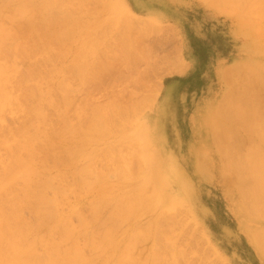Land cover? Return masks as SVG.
<instances>
[{
	"label": "rangeland",
	"instance_id": "1",
	"mask_svg": "<svg viewBox=\"0 0 264 264\" xmlns=\"http://www.w3.org/2000/svg\"><path fill=\"white\" fill-rule=\"evenodd\" d=\"M4 1H6V0H4ZM4 1H3V3H4ZM36 1H37V5L39 2H43V3L46 2L47 3L48 6L46 9H44L45 12H47V14H49L51 16H56V13H57V16H58V14H60L61 16L59 15V18L61 19V21H60L61 23L60 22L58 23V21H54V22L51 21V22H49V24H46L47 19L44 20L43 17L48 18L47 14H46V16H42V14H39V13L43 12L42 11L44 8L43 5H46L43 3L41 4L42 6L41 5L38 6L36 8V10L33 9L35 12L37 11L36 12L37 15L35 14V12L32 13L33 10L30 11L32 13V15L34 14V16H32V18L36 19L35 20L36 23H39V24H36L33 21V19L30 18L31 16H29L30 15L29 13L26 15H23V17H24V19H26V21L24 19L20 20L19 15H17V14H15L16 17L13 16L14 14L12 13L13 12L12 8H15L14 6L12 7L9 5L8 7H6V8H8L7 10H6V8L3 10V12H5V10H6V12L8 11V13H4L5 15H7V14H9V9H10V13H12L13 15L11 17L8 15L9 19L12 20L13 19L12 17H15L14 21L13 20L12 21H6L8 19H6L7 17L5 18L6 19L5 20L6 27L8 29H11V31L16 30L15 31L16 37L13 36V39L16 38L14 40V41H16V43H14V41H12L11 42L12 47L14 45H17L18 41L20 43L22 41L26 43V44H24L22 42L24 44L23 46H24L25 50H27V48L29 47L27 50L29 53L26 52V54H22L25 52H22L20 49H19V51H21V53L19 51H17L18 48L20 47V46H18L20 44L19 43L17 46H14L12 49H10L11 51H9L8 55H6V56L2 55L0 58V60L2 62V63L0 62V64H4L5 62H7V63H5V65L7 67H9V70H10V71H8L9 74L7 73V77L5 78V81L3 82L4 83V86H3L4 93L7 94L8 96L6 99L3 98L4 101H2V99H0V105H1L0 106V113H1L0 114V125L2 124L0 126V136H2V137H0V138L2 139L3 142L4 141L7 142V137L11 138V136H13L12 139H19V137H16L17 136L16 133H13V132H15L13 130H16L17 128H19L17 130H20V126L22 128L24 123H25L24 125H28L27 124L28 122H29V124L31 123L30 122L31 118L28 117L29 111L28 110L26 111V108H25V107H27V105H28L27 103L29 101L22 100V99L30 98L28 100H30V102L32 103L34 98L31 101L32 96L27 98V95H24V94L25 93L28 94V92L30 94L29 90L31 88H35L34 86L35 85L37 86L38 84H40L41 81H43V83L41 82L43 85L41 84L39 86H41V87L43 86L44 87L43 89H46L47 91L50 90L49 92H51V93L52 92L56 93V91L60 88L58 86V82L59 83L61 82L60 86L61 85L62 86L60 89L62 90V87L64 86L62 79H64L65 81L67 80V82H69V83L65 82V83H67V84H65V87L67 85V87H66L67 91L69 89L71 92V94L69 93V96L67 95L68 96L67 98H70L72 96L70 98L71 101H69V99H67L65 96L64 97L67 99V103L68 102L74 103V104L69 103L70 106L66 105L67 107H70V108L65 109L67 112H63L65 110H62L61 113L62 114L67 113L68 116H65V114H63V116H65V117L60 116L61 115V113H60V115H59L60 120H59L58 115L54 116L55 111L59 110V112H60V108L64 107V106L62 104H59V106H61V107L57 106L58 104H56L57 107L55 105H53L56 108L59 107V109H57V110L53 107V110L55 109L54 113H53L52 108L49 106L50 103L48 104L47 103L48 101L46 100L47 101V102H45L46 107L44 105V109L46 108L45 110H47V104H48V106H49L48 110L49 111L48 110L47 111L49 113L51 112L50 114L53 115V116L49 117L50 119L53 118V120L49 119L50 123H48L49 121L47 123L50 124V126H48L46 129H49V127L51 128V122H53V121H54L53 123L55 125L54 124H52V125H54V126L57 125V127L64 128L63 123H65L66 121L71 122L70 119H72V121H73V119L78 114H82V115H78L79 121H82V120H80V116H83L84 111H85L84 115L87 116V118H90L89 114L91 115V113L97 112L99 110L98 108H100L102 105H104L105 108L107 105H108L107 107H109V105L111 107L112 100H114V98H116V99L119 98L118 96L120 94L117 95V92L120 93V90H118V89L123 88L122 90H124V88H125V90H127L128 87L130 86L128 83L129 86L127 85L126 86L127 88L124 87V85L126 84V83L124 84V82H126L125 77L128 76V74L125 73L126 71H125L124 65H122L123 62L119 59L120 56L118 57V59H116L117 56H116L115 51L120 49L119 45H118L119 49H116L117 48L116 43L121 41L120 38L121 39L122 38H131L132 40L136 39L137 41H139L141 43V48H142L141 51H143V49H144V51L146 50L145 51L146 53L148 51V53H147L148 64L143 65V69L145 71H146V69L149 71L147 74V77H146L147 81L145 80L147 82L148 86H147V88L144 86V90H143V88L141 90H136V91H139L138 95L136 97L137 98L136 101H139L138 97L143 98L142 100H144L146 98L145 101H148L147 97L148 96L151 97V95L154 96V97H152V99L153 98H155V99L153 101L152 106L148 107L147 109H144L143 110L144 113L143 112L139 113L140 117H136L138 114L135 115V117L137 119H133V121H131V123H130V120H132V118L130 119L128 117L127 119H130V120H128L129 125L127 123V124H124V126H123V124H122V126H120L122 122L120 121V124H119V122L115 120L119 124V126H117V124H116L113 126L116 128L111 127L114 131L108 130L109 133L107 131L106 132L107 134L102 133V134H100L101 136L96 133L97 135L95 134L93 137V139L95 137H96V139H94V141L92 139V141H93L92 143L90 141L91 139H89L88 141H85L86 146H87L86 142H88V145L90 143L93 145V146L91 144L89 145V146H92V148H91L92 150L90 149L89 146L86 147L84 142L79 144V146H81L82 144L85 146L84 148L82 147L83 152L81 155L83 157L87 156V157H90L91 159L93 158L94 160L92 159L93 160V164H92L91 159H89L90 160L89 161L88 159H84L81 155H80L81 156L80 157L79 155L76 154L75 155V157H76L75 161H74V163H72V164H74V168L79 169L78 167H81V166L83 167V165L85 164V160L86 161L88 160L89 162L86 164L90 165V167L93 166L92 168H90V170L94 169L96 167V170L95 169L94 170L96 173L98 172L99 174L97 173V176H96L95 172L93 171V174L90 175V176L93 175V177H89L87 175V177L94 180V182L90 180L91 184L88 182L90 186H87L88 183H82V182L79 183L80 182V180L78 179L79 176L77 178H75L76 180L74 179L75 180L74 181L73 180L74 176L72 177V175H70L67 178L72 177V179H69V180L64 179V180L58 181L59 184L62 183L61 184L62 186L63 185L66 186L70 180H71L70 183L72 182L71 184H68L69 186L67 185V187H69V188L63 186L62 190H64V191H62V192L59 191L62 186L60 185L61 187L59 189L58 188L59 186H57L59 184L58 183L56 184V181H54V186L56 184L55 188H56V190H58V191H56L57 193H54L55 191H51V190H48V192L46 191L47 193L46 192L42 193L43 195L46 193L47 195L45 194L46 196L45 195L44 196L46 198L50 197L49 200H51V201H53L55 198L58 199L59 204L57 203L58 201H54L53 206L55 205L54 206L55 208L52 205L50 206V209H51L52 214L54 216H52L51 211L49 210V215H47V217L45 219L41 218V220L40 219L37 220L36 218L38 216H36L37 213H35V211H34L35 209H33V210L30 209L32 206L31 200H30L31 205H30V203L26 204L24 202L26 200H29V199H26L27 197L25 198L24 202H22V204L24 203V205L20 206V208H19L20 212L17 214V216L19 217V220L23 221L24 224H25V222H26V224L29 223V225L32 224V221H33L32 225H34L35 222L38 224L39 223L42 224V225L41 224L37 225L35 223V226L37 228L35 226L34 227L32 226L34 229L32 227H30L31 226L30 225L29 229H31V231H29V232H30V234L32 233L30 236L31 237L37 236V235H34V233L38 234L37 232H39V234H40V230H41L43 232V233H41L42 234L41 237L45 236V234L48 237V235H50V231H51L50 228H49V232L47 230V228L50 227V226H48V224H50V223L52 224V220H50L48 218H52L53 223L55 224V222H56V225L58 226L57 221H59L60 219H63V222L65 223V221H64L65 218L68 220V218L66 216L70 217L71 215L72 216L70 218H72L71 221H73V223L71 221L69 222V224L72 223V224H70L71 226H74L75 228L78 227L77 229L82 228V225L80 226V224L78 222L81 220L80 216H82V218L85 216V218L87 217V220L90 222V224H88V225H90V226H88L89 229L90 228L93 229L94 227H96L95 226L96 222L94 221V219L92 217L91 210L89 208V206L91 205V202H94L95 200L97 201L96 197H98L100 195V193H101V197H102L103 194H106L105 192H108L107 191L108 189H109V192L107 194L111 195V196L109 195L111 197L110 199H113V196H116L118 193L119 194L117 196L121 197L120 193L125 195L124 190L126 188V193L129 195L139 193V196L140 195L142 196V194H144V195H146V198L152 199L154 197L155 199H158V200H159V198L166 197V199H169L168 201H170L173 204V207H169L170 209H165L162 211L159 204L156 207L155 205H157V204L153 203L151 205L152 208L151 207H144L143 208V206H142L139 209H136V210H138V212H139V210H141L140 211L141 213H139V215L136 216V214H134V213L138 214V212H134L133 214L135 217L130 216L131 219L130 218H129V220L127 219L128 221H125L126 224H122L123 226L121 225L123 228L121 226L116 227V229L119 228L114 232V233L117 232L116 234L113 233V235H115L114 237L116 239L114 240V238L112 237L114 241L111 240V242H113V243H111L112 245L110 244L111 246L107 245L106 250H110V249H112V247H115V246L123 247L122 245H120L121 243H124V245H125L126 234L124 235V232L126 233L125 230H128L130 228L129 226L133 227V225L134 226H140V225L144 226L146 224L148 225V224H150V220L151 221L153 220L154 214H159L161 212L166 211L165 213H163V214H165V218H168L169 216L167 217V215L170 213L169 215H170V217H172L173 221L171 220L170 217H169L170 220L169 219L164 220L163 224L167 225L170 222L169 225H170V227L171 226L172 227L169 228V225H168V227L166 225H164L165 228L162 230H163V234H165V235L163 237H166V233L174 234V235L167 236L168 238L172 237V239H170V240L174 239L173 241H170V243L173 242L172 244H174V247L173 248L171 247V250L176 248V247L179 249H177V248H176L177 250L174 249L175 252H172V254H174V255H170L169 250H168L169 252H165V254L162 253L161 260L163 259V262H164V259H166L170 262V264H187V263L188 264H264V251L261 248L260 244H258V241L255 238L256 234L259 235V234L264 232V216L254 214L251 211L250 206H248V205L246 206V204H248L247 203L248 198L246 200V195H244V189L242 190L241 186L243 184H245V186H246L247 182L246 181L244 182L243 179L242 180L239 179L240 180L239 181L238 179L235 178L236 176H234V178L230 177V175L233 176V174H234L233 172H231V170H229V168H232L231 165H233V164H228V162L229 163L233 162L231 158L235 154L233 152H232L233 153L232 154L230 151H229L230 154H228L227 153L228 151L225 150V152H222L219 149V146L220 147L223 146V149L225 148L226 143H224V142H226L228 140L226 138H229L233 132L235 134H238V133H236L235 130H238V132H240L239 134H241V132L244 131V130L241 131V128L238 127L233 121L231 122V120H230L231 116L230 115H228V114L225 115L226 112L227 113L230 112L229 111L230 109H228V111L223 113V110L228 105L230 106V103H231L230 101L233 98V95H231L232 98L230 97L231 99L229 98L230 99V101H229L227 99V95L230 93L234 94L235 92H237L236 88L238 89V88H240V85L243 86L247 81H251L252 78H251V80H249L251 75L255 76V77L259 76L258 80H257V84L255 87H257V86L259 88L262 87L261 80L262 79L264 80V76H263L264 75V17L258 16V18L256 19L254 16H253L254 17L253 18L251 15H247L248 13L244 14L242 12H234V11L232 12V10H230V8H229L230 11H228L226 9L227 8L226 6H220L221 7V9H220L217 5H216L217 6L216 7L214 5V3H213L214 6L211 5L212 3L210 4V2L212 0L211 1L210 0H53L54 2L52 0H51V2H50V0H39V1L36 0ZM1 2L2 1L0 0V4H3ZM32 2H34V1H32ZM48 2H50V3L53 2L52 6H49L51 4H49ZM15 4H16L15 6H17L18 3L15 2ZM12 5H14V4H12ZM0 6L2 7V5H0ZM41 7H42V10H40L41 12H38L39 10H37V9L38 8L41 9ZM224 10H227L228 12H226ZM14 11L17 12L16 8L14 9ZM50 11L54 12L55 14L53 13L54 14L53 15L52 13H49ZM66 11H68V12L66 13ZM35 16L36 17L38 16V17L36 18ZM41 16H42V19L44 20V22L42 21ZM57 18L58 17H56V19ZM128 19H130L132 22H135V23L134 24L132 23L130 25L129 24L130 22H128L130 20H128ZM136 19H137V22H136ZM27 21H28V23H27ZM13 22H15V23H13ZM33 22H34V25L33 24L31 25V23H33ZM93 23L94 24L97 23V24L94 25ZM59 24L62 26V28L64 25V28L62 29L59 26ZM75 24H76V26H79V27L81 26V27L78 29V27H76ZM90 24L92 25L91 27H90ZM27 25L29 26L28 29H26ZM36 25H38L40 27L43 26V27H41V28L39 27V30L38 29L36 30ZM72 25L75 26L74 27L75 29L73 28L74 31L72 30L71 33L66 32V34L65 35L63 34L62 36H61V34L58 33V35H60L61 37L57 36L58 30L61 33H62V31H69L70 32L72 27H73ZM56 27H58V28H56ZM23 29H24V31L21 32V30H23ZM54 30H56L55 33H54ZM75 30H76V32H75ZM14 31H12V32L14 33ZM82 32H86V33H83V34H85V36L82 34ZM24 33H26V34H24ZM40 33L42 36H39ZM73 33H74V35H72ZM89 33L91 34V36ZM33 34L35 36L38 35V36H36L37 38H35L33 36ZM87 34H89V35H87ZM17 35L20 37H18ZM79 36H80V38H79ZM96 36H97V38H96ZM113 36L115 38H113ZM31 37L33 39H35V40H33V42H32ZM38 37L42 38V40H39L40 42L38 41V39H39ZM53 37H55L54 40H53ZM74 37H76V38L74 39ZM88 37H89V39H88ZM64 38L66 39V41ZM118 38L120 41H118ZM48 39H51L50 40L51 43H49ZM25 40H27V41H25ZM30 40H31V42H30ZM90 40H92V42L89 44ZM36 41H38V42H36ZM42 41H43V43H42ZM46 41L48 42V44H45ZM29 42H30V44H29ZM52 42H53V44H52ZM38 43H40V44H38ZM83 43H85V44H83ZM92 43L94 45L97 44L99 47V48L97 47L95 52H94L93 48H91L92 46L91 47L89 46ZM43 44H44V46H43ZM25 45H28V46H25ZM87 45L93 50V52L90 50V48L88 49ZM23 46H22V48H23ZM100 46L104 49H102ZM82 47L84 48L85 51L81 50V49H83ZM95 47H96V45H95ZM37 48H40V50H37ZM42 48L44 49V51L41 50ZM105 48H106V50H105ZM101 49H102V51L100 53ZM87 50H88V52L91 51L92 53H94V54L91 53L94 56L93 57H92V55L90 56L89 55L90 52L88 54ZM104 50L106 51V54H105ZM177 50H178V52H177ZM23 51H24V49H23ZM37 51H40L39 55H35ZM64 51H67V52H64ZM83 51H84V53L86 52L84 55L82 54ZM7 52H8V49H7ZM65 53L66 54L68 53V54L65 55ZM27 54H28V56H27ZM104 54H105V56H104ZM15 55L17 56V60H16ZM85 55H86V57H85ZM100 55L103 57V59H102L103 62L105 60L104 63H102V61H101V63L99 62L102 58ZM7 56L10 57V60ZM24 56H25V58H22ZM76 56H77V58H76ZM150 56H151V59H149ZM12 57H14V58H12ZM80 57L83 59L86 58L85 60H87V64H88V66H90V68L88 70H86L83 67V66L86 67V62L83 61V59H81ZM114 57H115V59H114ZM2 58L6 59V60H3ZM11 58H12V60H11ZM78 60H80V61H78ZM97 60L99 62L98 64H97ZM108 60H109V62H108ZM149 60H150V62H149ZM76 61H77V63H75ZM88 61H90V63H88ZM10 62L13 64L10 65L11 64ZM81 62H84V64ZM181 62L183 63L184 66L182 65ZM102 64L105 65V67L103 66L104 68L102 67ZM14 65L15 66L18 65V66L15 67ZM106 66L108 69L106 68ZM13 67H15V68H13ZM36 67H39L41 70H43L42 74L44 73V76L46 75L45 77L44 76L40 77L41 81H40V79H37L39 77L38 75H40V73H41V70L39 68H37V70H35ZM68 68L70 71L68 70ZM73 68H74V71H72ZM83 69H85L86 71L84 70L83 74H82V71L79 72V70H83ZM102 69H104V70L102 71ZM106 69L109 71H107ZM14 70H17L18 72L17 71L14 72ZM58 70H60V71H58ZM76 70L79 73H76ZM30 71L32 74H30ZM34 71H37L38 73L40 71V73L38 75H36L37 78L34 75L35 74ZM123 71H124V74H123L124 77L121 75L123 73ZM45 72L48 73V75L49 74L50 75L47 76V74H45ZM51 72H54L55 76H53L54 73L52 74ZM66 72H68V73L66 74ZM87 72H89L92 75H90ZM94 72L95 73L98 72L99 75L94 74ZM26 73H27L26 78L27 79L29 78L30 79L29 81H32V80L30 77H28V74L32 75V79L35 78V79H37V81H40V82H38L37 84L35 83L34 86H33V83L36 82L34 80H33L34 82H32V83H30L28 81L29 85L27 84L28 82H26V84H25L24 80H27V79H25V77H23V79H22V74L26 75ZM15 74H18V75L14 76ZM86 74H87V76H89L88 79L91 81H89L87 78H85ZM93 74H94V79L92 77ZM64 75H67V76H64ZM76 75H79L82 77H79V76L77 77ZM224 75H225V77H224ZM226 76H227V78H226ZM12 77L14 78V80L12 79ZM48 77H50V79ZM65 77H67V78H65ZM117 77L119 79L120 78L121 79L119 80ZM255 77H253V79ZM10 78H11V80H10ZM45 78H47L49 81ZM83 78L86 80V83L88 85L84 83L85 81H83L79 84V80L80 79L84 80ZM90 78H92V79H90ZM115 79H116V81H115ZM233 79H234V81H233ZM44 80L45 81L47 80V81L44 82ZM118 81H121V82H118ZM231 81L235 82V84H238L239 82L244 83V81H245V83L244 84L240 83V85L237 86L233 82L231 83ZM19 82H21V83H19ZM89 82H90V84H89ZM231 84L232 85L234 84L235 86L233 85L231 87ZM5 85H9V86H5ZM50 85H51V88L53 87L52 90L50 88ZM120 85L122 86L121 88H119ZM17 86H19L20 88H18ZM25 86H26L27 90H28L27 86L29 87L28 91L25 89ZM30 86H31V88H30ZM55 86H56V88L58 86V88L53 91ZM6 87H8V88H6ZM10 87H11V90H9ZM15 88H17V89H15ZM130 88H132V87L130 86L127 91H131ZM23 89H25V90L23 91ZM60 89L56 93V94H58V96H56V94H53L54 96L52 99H56V97H58L57 98L58 100L56 99L55 101H52L53 104H55V102H57V101H60V103H61L62 100H59V99L64 98V97L61 98V95L64 94L65 92L63 93L62 92L63 90L60 91ZM63 89H64V87H63ZM89 89H90V91H89ZM25 91H27V92H25ZM79 91L82 93H79ZM86 91H88L89 93L87 92V94H86ZM233 91H235V92H233ZM43 92L46 96L47 93H45L44 90H43ZM112 92H114V93H112ZM67 93H65V95ZM73 93H75V95ZM77 93H79V94H77ZM12 94H14V95H12ZM136 94H135V96H136ZM262 94L263 95H261V96H262V98H264V91ZM22 95L24 97H22ZM88 95H90V96H88ZM115 95H116V97H115ZM9 97H11V98H9ZM12 97H13V99H12ZM85 97H87V98L89 97L88 98L89 101H91V100L92 101L86 102L85 99L87 101H88V99ZM10 99L13 100L14 102L12 101L13 103H11ZM17 99H18V101H17ZM133 99H135V97H133L132 100ZM118 100L120 101V98L115 100V101L119 102ZM7 101H9V102H7ZM16 101H17V103H16ZM23 101L26 105L23 104ZM63 101L65 104H67L64 99H63ZM19 102H21V103H19ZM49 102H51V101H49ZM92 102H94V103H92ZM108 102L110 104H108ZM226 102H229V103H227L228 105L226 104ZM7 103H8V105H7ZM31 103H29V104H31ZM57 103H59V102H57ZM114 103L115 102H113L112 104H114ZM130 103H131V101H130ZM136 103L141 104V103H143V101L142 102L140 101V103L139 102H136ZM85 104H88V106H87L88 108L86 107ZM13 105H14V107L15 106H17V107L12 109ZM91 105H93L92 106L93 108L89 107ZM79 106L82 108L80 109ZM229 106H228V108H229ZM7 107H8V109H6ZM104 107L102 106V108H104ZM141 107H142V105H141ZM220 107L223 110H221ZM9 108H10V110H9ZM28 108L30 109V106ZM95 108L98 110H96ZM3 109H5V110H3ZM74 109L79 110V111H77L78 114H76V110H74ZM83 109H84V111H83ZM93 109H94V111L91 112V110H93ZM22 110H24V111H22ZM68 110H70L71 112ZM80 110H82L81 112H83V113H81ZM86 110H88V111L86 112ZM89 110L91 113L89 112ZM104 110L105 109H103L102 111H103V113L105 112V114H106L108 109L106 108V111H104ZM225 110H227V109H225ZM5 111H6V113H4ZM47 111H46V113H47ZM22 113L24 114V117H23ZM56 113L58 114V112H56ZM72 113L74 115H72ZM218 113H220L223 116L224 115L229 116L228 118H230V119H228L227 117L219 118V116H221V115H219ZM144 114H145V116H144ZM21 115H22V117H21ZM26 116H27V118L25 119ZM70 116H71V118H70ZM163 116H164V118H163ZM131 117L134 118L133 115ZM28 118L30 121L28 120ZM143 118L144 119L150 118L153 120V127L155 126V128H156V130L153 131V132H155L154 134L151 133L152 134L151 135L148 133L149 130L146 127V125H145L146 122L143 120ZM224 118H226V119H224ZM17 119H19V120L17 121ZM55 119L57 120L56 123H55ZM63 119H64V122L62 123ZM75 119L77 122L75 121ZM75 119H74V121L76 123H79L77 117ZM84 120H86V119H84ZM122 121H124V120H122ZM75 122L74 123L72 122V123L74 125H78ZM125 122H127V120ZM112 123H114V122H112ZM212 123H213V125H212ZM215 123L217 124L216 128H220V130L219 129L216 130L215 125H214ZM220 124H221V126H220ZM125 125H126V127H125ZM54 126H53V129H54ZM222 126L223 127L225 126V127L223 128ZM25 127H27V126H25ZM57 127H55V129H57ZM118 127L122 130L119 131L120 129ZM124 127H125V129H124ZM230 127H232V128H230ZM61 128H58V129L61 130ZM225 128H228V131ZM239 128H240V130H239ZM2 130H3V132H2ZM230 130H232L233 132L231 133ZM11 131H13V132H11ZM8 132L10 134H8ZM228 132H230V136H229V134H227ZM11 133L14 135H12ZM216 133H218L219 136ZM246 133L247 132L244 131V132H242V134L240 136L241 137H248V133L247 134ZM1 134H4V135H1ZM63 134H66V133H63ZM163 134H164V136H163ZM149 135L152 137V140H153V145H152L153 148H151L153 150H149L146 147L147 144L145 141L146 140L145 136H147V138H149ZM65 136L68 137L67 135H65ZM159 136H160V139H163L164 137H166V141L163 144V147L160 145V142H158L156 140V137H159ZM220 136L223 137L221 139V140H223V142L221 140H219ZM225 136H226V138H225ZM63 138H62L63 140L61 139L57 144H60V142L65 141L64 144H60L65 149V147H67L66 143L68 145L69 142L67 141V138L65 139L64 136H63ZM253 139H255V138H253ZM8 140H11V139L8 138ZM255 140H257V141H255ZM255 140H253V144H254L253 148H252V145H250L251 149H248V150L246 149L247 151L244 150L246 155L251 156L253 154L252 151H255V152L256 151H260V152L264 151V149H263L264 146L262 145V143H260L258 139H255ZM3 142L0 143V147L2 146L0 148V160H2V158L4 160V158H5L6 162H7V161H9L10 156L6 155V153L9 154L8 153L9 151H7L8 146L6 148L5 145H3ZM218 142L220 143L219 145H218ZM115 146H117V147L115 148ZM101 147H102V150H100ZM85 148H86V150H85ZM111 148H112V150H111ZM87 149L91 150V152L93 153V155H92V153H91V155L93 157L90 155V153H88ZM96 149L98 151L99 150L101 151V152H98V154L100 156L97 155ZM103 149H104V151H103ZM107 150H109L110 152H108ZM84 151H85L86 155L84 154ZM86 151H87V153H86ZM94 151H96V152H94ZM94 153H96V154H94ZM224 153H226V154H224ZM247 153H250V154L252 153V154L250 155ZM88 155H90V156H88ZM94 155H95V157H94ZM228 155L230 156L229 157V159H231L230 161H228V159H227ZM7 156H9V157H7ZM87 157H85V158H87ZM151 157H153V160H149ZM7 158H8V160H7ZM77 158H78V161H77ZM83 159H84V161H83ZM165 159H171L172 161L175 162V164L178 165L176 172H174V171L171 172L173 175V178L175 179V182L173 179H170L171 180L170 181V180H167V178H166L168 176L167 174L170 171H169V167H168V164L166 163ZM225 160H227V161H225ZM48 161H49V163L47 162V164L50 167H54L52 165V163H50L52 161H50V160H48ZM225 162L227 163L228 166H231V167L227 168L228 166L226 165ZM35 163H36V165H38L39 172L40 173L42 172L41 174L46 175L48 171L45 170L44 168H42L41 165H39L37 162H35ZM75 163H76V165H75ZM121 163L123 164V166H127V168H129V169H127L128 170L127 173H129V171H130L129 174L125 173L127 171L126 169H124L125 167L123 169L126 171H124V172L122 171L123 172L122 174L120 173V171L122 170V169L120 170V167L122 166ZM86 164L84 166H86ZM91 164H92V166H91ZM54 165H58V164H54ZM1 167H0V171L3 170V169H1ZM61 168L62 167H60L59 169H61ZM123 174H124V176H122ZM45 175H43V177ZM104 175H105V178H104ZM76 176L77 175H75V177ZM100 176L101 177L103 176V178L101 179ZM40 177H42V176H40ZM231 178H232V180L235 179V180L239 181V182L237 181L236 183H237V186H239L240 188L236 186L235 181H232ZM62 181H64V182H62ZM177 181H178V183H177ZM65 182H67V183H65ZM102 182H104L103 185H102ZM82 185H84V186H82ZM116 185H117V187H119V186L123 187L124 186V189L122 188L123 189L122 190V189H120L121 187H119L116 190ZM19 186H20V188H15V186H14L12 189H10V191L11 190L15 191V192H13V194L20 192L18 195L16 194L14 197H17V198L19 197L23 201L24 196H26L25 191L22 190V188H21V187H23L22 185L19 184ZM102 186H103V189H102ZM245 186H242V188H245ZM66 188H67V190H66ZM83 188H85V189L83 190ZM98 188H100V190H98ZM238 188L240 191L241 190L242 191L240 192L238 190ZM73 189L77 190V193ZM89 189H91V190H89ZM18 190H19V192H18ZM52 190H54V189L52 188ZM129 190L132 192H130ZM31 191H33V189H31ZM34 191H35V189H34ZM67 191L73 192L75 194L72 195L73 193H71V195H70V193ZM117 191H119V192H117ZM121 191H123V192H121ZM127 191H129L131 194ZM112 192H113V194H112ZM115 192H117V193H115ZM178 192H180L181 194H177ZM66 193L67 194L69 193V195L71 197L69 195H67ZM3 194H4V192H3ZM107 194L103 195L104 197L106 196L105 199H109ZM21 195L23 196V199L20 197ZM48 195H49V197H47ZM53 195H55V198L52 197ZM62 196H64V197H62ZM117 196H116V198H118ZM242 196H244V198H242ZM72 197H74V198H72ZM99 197H98V200H99ZM104 197H102V198L104 199ZM13 199H15V198H13ZM57 199H55V200H57ZM243 201H245V202H243ZM104 205H106V204L104 203ZM28 206H29V208H28ZM85 206H86V208H85ZM108 206H111V205H106V207H108ZM153 207H156V209ZM0 208L2 209L1 213L5 214V212L7 211L5 206L4 205L2 207L0 206ZM111 208H112V206L109 208V213H110ZM147 208L152 209L153 211L150 210V211H152L150 213V211ZM25 209L26 210L28 209V212L25 211ZM29 209H30V212L32 211L31 214L29 213ZM145 209H147L149 212L145 211ZM53 210H54V212H53ZM106 210L108 211V208L105 209V207H104L103 211H101L102 216H104V217L106 216V214H109V213H106ZM248 210H250V211H248ZM55 211H58V213L57 212L55 213ZM74 211H76V213ZM80 211H82V212H80ZM249 212H251L252 214L249 215ZM78 213L79 214L82 213V214L79 216ZM56 214H58V215L56 216ZM253 214L255 217L253 216ZM34 215H35V217H34ZM63 216H65V218H62ZM73 216H75V217H73ZM77 216H78V218H77ZM258 216H259V218H258ZM18 217H17V219H18ZM57 217H59V218H57ZM89 217H91V218H89ZM20 218H22V219H20ZM56 218H57V220L55 221ZM28 219H29V221H28ZM49 220H50V222H49ZM41 221L42 222L44 221L45 223L46 222L47 223L45 224L44 222L42 223ZM63 222L61 221L59 223V225L62 224ZM173 222H175V223H173ZM14 223H16V222L14 221ZM17 223H19V222H17ZM80 223H81V221H80ZM54 224L51 225V229L54 226L56 227V228L54 227L55 230L53 228L52 231L53 232L55 231L56 234L55 233H53V234L55 236H57V238H58V233L56 232L57 226ZM60 227L61 226H58V228H60ZM127 227H128V229H125ZM257 227H260L262 230H260V228H257ZM44 228H46V229L43 231ZM167 229H168V232H165ZM122 230H123V232H122ZM174 230H175V233H173ZM32 231H34V233ZM52 231H51V233H52ZM171 231H173V232H171ZM39 234H38V236H40ZM54 235H52V236H54ZM82 235L83 234H81V236H80V234H79V238H78L79 240L78 241L76 240V241L79 242L78 244L80 246L82 245L83 248H85V246H86L85 245L86 240L84 239L85 235L83 237H82ZM253 237L255 240L253 239ZM251 238H252V240H251ZM145 243L143 242V244L141 245V247H142L141 252H144V253H145L146 249H147L146 251L148 252V250L151 249V247L153 245L152 241H148ZM170 243L167 245H170ZM113 244H114V246H113ZM146 246H148V247L146 248ZM158 246H160L161 248L165 247V246L163 247L161 245H158ZM118 248L119 247H117V249ZM139 249H136V251L138 250V252H139L141 250V249L140 250ZM143 249H144V251H143ZM102 250L104 251L105 249H102ZM84 251H85V255L87 256V257L85 256L86 258L92 257V255L93 254L95 255V253L97 254V256H100L103 254L102 257L100 256L102 259L99 257H98V259H96L97 256H93V257H95L93 259L91 258V260L94 262V264H102L103 262L105 263L106 261H107V263H105V264H108V263L113 264L111 262L113 260V257H110L109 255L111 254V256H112V254H113L112 252L113 251L115 252L114 248H113V250H111V252L108 251V252L104 253L105 251L104 252L102 251L103 252L102 254H101V252L97 253L100 250H98V251L96 250V252H95L94 250L92 251L91 249L86 248V249H84ZM87 251H89V252H87ZM93 252H95V253H93ZM147 252H146V254H147ZM175 254L178 255V258L176 260H175V258H176ZM107 255L109 256V258L106 260L103 257H106ZM143 255L145 256V254H143ZM89 258H88V260H89ZM95 259H96V261H95ZM142 259H143V257H142ZM104 260H106V261H104ZM173 260H175L177 262H175ZM89 261H88V263H89ZM172 261L174 263H172ZM159 262H161V261H159ZM166 262L164 264H169L168 262L167 263ZM90 264H91V262H90ZM158 264H162V263H158Z\"/></svg>",
	"mask_w": 264,
	"mask_h": 264
},
{
	"label": "bare ground",
	"instance_id": "2",
	"mask_svg": "<svg viewBox=\"0 0 264 264\" xmlns=\"http://www.w3.org/2000/svg\"><path fill=\"white\" fill-rule=\"evenodd\" d=\"M2 2L1 3H3V1L4 0H1ZM15 0H6V1H4V3L3 4H0V5H2V7L0 6V58H1V56L2 55H4V56H6V55H8L9 54V51H11L10 49H12L14 46H17L20 42L18 41L17 42V45H14L13 47H12V45H11V42L12 41H14L16 38V33H15V31L14 30H12V31H14V33L11 31V29H8L7 27H6V25H5V20L6 19H8V20H6V21H14L15 19V17H16V15L15 14H17V15H19V18H20V20L21 19H24V17H23V15H26V14H30L29 16H31L30 18L31 19H33V21L36 23V19H34V18H32V16H34V14L32 15V13H34L35 11L34 10H36V8L38 7V6H40L43 2H39L38 3V5H37V1L36 0H16L15 2H17L18 4H17V6H15L16 4H15V2H14ZM32 1H34V2H32ZM36 1V2H35ZM39 1V0H38ZM53 1V0H52ZM211 1V0H210ZM213 1V2H212ZM211 2H210V4L211 5H213V3H214V5L216 6H218L220 9H221V7L220 6H226L225 8L228 10V11H230V10H232V12L234 11V12H242V13H244V14H247V15H251L252 17L254 16L256 19L258 18V16L259 17H264V0H212ZM13 2V3H12ZM50 2H51V0H50ZM50 2H48L49 4H51V5H49V6H52V4H53V2L52 3H50ZM14 4V5H12V4ZM43 4H46V5H43L44 6V8H43V10H42V7H41V9L40 8H38L37 10H39L38 12H41L40 10H42L43 12H41V13H39V14H42V16H46V14H47V12H45V10L44 9H46L47 8V3L46 2H44ZM14 6L15 8H16V10H17V12H15L14 11V9L15 8H12L13 10V14L12 13H10V9H9V14H7V15H5L4 13H8V11L6 12V10L8 9V8H6V7H8V6ZM213 5V6H214ZM42 6V5H41ZM216 6V7H217ZM6 8V10H5V12H3V10ZM218 8V9H219ZM229 8H230V10H229ZM34 9V10H33ZM219 9V10H220ZM31 10H33L32 11V13L30 12ZM227 10H224V11H226V12H228ZM37 12V11H36ZM35 12V14L37 15V13ZM68 11H66V13H67ZM45 13V14H44ZM49 13H54V12H49ZM11 14V15H10ZM38 14V15H39ZM44 14V15H43ZM55 14V13H54ZM53 14V15H54ZM8 15L11 17L12 15L13 16H15V17H12L13 19L11 20V19H9L8 18ZM59 15L60 14H58V16H57V13H56V16H51V15H49V14H47V16H48V18H46V17H43V19L44 20H46L47 19V22H46V24H49V22H54V21H58V23L61 21V19L59 18ZM42 16H41V19H42ZM61 16V15H60ZM151 16V15H150ZM7 17V18H6ZM36 17V16H35ZM38 17V16H37ZM36 17V18H37ZM56 17H58L57 19H56ZM253 17V18H254ZM6 18V19H5ZM42 19V21L44 22V20ZM56 19V20H55ZM131 19V18H130ZM130 19H128V20H130ZM134 19V18H133ZM132 19V20H133ZM25 21H26V19H24ZM49 20V21H48ZM38 21V20H37ZM135 21V20H134ZM22 22V21H21ZM34 22L33 23H31V25L33 24L34 25ZM39 22V21H38ZM128 22H130L129 24L131 25L132 23L134 24L135 22H132L131 20L130 21H128ZM136 22H137V19H136ZM143 22V21H142ZM11 23V22H10ZM13 23H15V22H13ZM27 23H28V21H27ZM26 23V24H27ZM61 23V22H60ZM36 24H39V23H36ZM94 24V23H93ZM97 24V23H96ZM96 24H94V25H96ZM13 25V24H12ZM18 25V24H17ZM11 26V25H10ZM58 26V25H57ZM59 26L62 28V26L59 24ZM73 27H72V29H71V31L69 32V31H62V33L58 30L57 31V36L59 37L60 35H58V33L59 34H61V36L64 34H66V32H68V33H71L72 32V30H73V28L76 26V24H75V26L74 25H72ZM92 25L90 24V27H91ZM26 27V26H25ZM28 25H27V28L26 29H28ZM39 27L40 26H38V25H36V30L38 29L39 30ZM41 27H43V26H41ZM40 27V28H41ZM76 27H78V29L81 27H79V26H76ZM96 27V26H95ZM56 28H58V27H56ZM63 28H64V25H63ZM62 28V29H63ZM18 29V28H17ZM20 29V28H19ZM75 29V28H74ZM33 30V29H32ZM35 30V31H36ZM57 30V29H56ZM56 30H54V33L56 32ZM93 30V29H92ZM22 31H24V29L23 30H21V32ZM53 31V30H52ZM51 31V32H52ZM74 31V30H73ZM79 31V30H78ZM18 32V31H17ZM37 32V31H36ZM50 32V33H51ZM64 32V33H63ZM75 32H76V30H75ZM74 32V33H75ZM27 33V32H26ZM26 33H24V34H26ZM74 33L72 34V35H74ZM78 33V32H77ZM83 33H86V32H82V34ZM14 34V35H13ZM23 34V33H22ZM28 34V33H27ZM38 34V33H37ZM90 34V33H89ZM89 34H87V35H89ZM95 34V33H94ZM19 35V34H18ZM17 35V36H18ZM52 35V34H51ZM56 35V34H55ZM68 35V34H67ZM81 35V34H80ZM84 36H85V34H83ZM13 36H15L14 38L15 39H13ZM33 36L35 37V38H37L36 36H38V35H34L33 34ZM32 36V37H33ZM39 36H42L41 35V33L39 34ZM46 36V35H45ZM60 36V37H61ZM90 36H91V34H90ZM105 36V35H104ZM103 36V37H104ZM18 37H20V36H18ZM17 37V38H18ZM31 37V38H32ZM65 37V36H64ZM69 37V36H68ZM67 37V38H68ZM71 37V36H70ZM78 37V36H77ZM87 37V36H86ZM39 39H38V41L39 40H42V38H40V37H38ZM52 38V37H51ZM76 37H74V39H75ZM79 38H80V36H79ZM96 38H97V36H96ZM95 38V39H96ZM113 38H115L114 36H113ZM117 38V37H116ZM44 39V38H43ZM46 39V38H45ZM55 39V37H53V40ZM59 39V38H58ZM65 39V38H64ZM88 39H89V37H88ZM99 39V38H98ZM20 40V39H19ZM33 40H35V39H33L32 38V42H33ZM50 40L51 39H48V41H49V43H51L50 42ZM61 40V39H60ZM100 40V39H99ZM112 40V39H111ZM117 40V39H116ZM115 40V41H116ZM121 40V41H120ZM120 40H119V38H118V41H120V42H115L117 45V48L116 49H119V50H116L115 51V53H116V56H117V58L116 59H118V57H119V59L123 62L122 63V65H124V68H125V73H127L128 74V76H126L125 77V79H126V82H124V87H126L127 85H128V83H129V85L132 87V88H130V90L131 91H127L128 89H129V87H128V89L127 90H125V88H124V90H122V89H118V90H120V93L119 92H117V95L118 94H120L118 97L120 98V101L119 102H117V101H115V100H117V99H119V98H114V100H112V103L113 102H115L114 104H112L111 103V107H110V105H109V107H107L106 106V108L108 109V111L106 112V114H105V112L103 113V109H105L104 111H106V108L104 107V105H102L104 108H102V106L100 107V108H98V109H96V110H98L97 112H94V113H91V112H93L94 111V109L93 110H91V112H90V110H89V112L91 113V115L89 114V116H90V118H87V116H85L84 114H85V111H84V109H83V111H84V114H83V116H80V120H82V121H79V117H78V115H82V114H78V112L77 111H79V110H76V109H74V110H76V114H78V115H76V117H77V119H78V121H79V123H76L77 121H76V117L74 118L75 119V121H74V119H73V121H72V119H70V121L71 122H67L66 120V124L65 123H63L64 122V119H63V121H62V123H63V125H64V128H61V127H57V125L56 126H54L55 124L53 123V122H51V128L49 127V129H46L48 126H50V124H48V123H50V121H49V117H51V116H53V115H51L48 111V107L50 106L51 108H52V110H53V105H55L56 106V104H58L57 106H59V104H62L64 107H61V106H59V107H61L60 108V112H59V110H57V109H59V107L58 108H56V107H54L57 111H55V115L54 116H56V115H60V113L62 112V110H65V109H68V108H70V107H67L66 105H69V103L70 102H68L67 103V99H69V101H71V97L70 98H67L68 96H69V93L71 94V92H70V90L68 89V91H67V89H66V87H67V85H66V87H65V84H67V83H69V82H67V80L65 81L64 79H62L63 80V83H64V89H63V87H62V90L60 89L61 88V86H60V83L58 82V86L60 87L59 89H60V91H62L63 93L65 92V93H67L66 95H65V93L64 94H62L61 95V98H63L64 96L67 98H63L64 100H65V102L67 103V104H65L64 103V101H63V99H59V100H62L61 101V103H60V101H57V102H59V103H57V102H55V104H53V102L52 101H55L58 97H56V96H58V94H56L58 91H59V89L56 91V93H51V92H49V91H47L46 89H43L44 87L42 86H39V85H41L42 83H43V81H41V79H40V77H43L44 76V73L42 74V71L43 70H41L39 67H36V69L35 70H37V68H39L40 70H41V73H40V71H39V73H40V75H38L39 73L37 72V71H34L35 72V77L37 78V76L36 75H38L39 77L37 78V79H40V81L42 82H40V81H37V79H35L34 77V79H32V75H30V74H32L31 73V71H30V74H28V77H30L31 78V80L32 81H29L30 79L28 78H26L27 77V73H26V75L24 76L23 74H22V79H23V77H25V79H27V80H24L25 82V84H26V82H30V83H32V82H34V81H36V82H34L33 83V86H34V84L36 83H38V82H40V84H38L37 86L35 85L34 87L35 88H31V86H30V90H29V87L27 86V88H28V90L30 91V94H29V92H28V94H26L25 92H27L28 90L26 89V86H25V89L27 90V91H25L24 93V95H27V98L28 97H30V96H32L31 98V101L33 100V98H34V100L32 101V103L30 102V100H28V99H30V98H28V99H22V100H26V101H29L27 104V107H25L26 108V111L28 110L29 112V116L28 117H30L31 119V121L29 120V118H28V120L31 122L30 124H29V122L27 123L28 125H24L23 124V127L21 128V126H20V130H17V129H19V128H17L16 130H13V131H15V132H13V131H11V132H13V133H16V137H19V139H12V137L13 136H11V138L10 137H7V142H3L2 141V139L0 140L1 142H3V145H5V147L7 148V146H8V148H7V151H9L8 153L9 154H7L6 153V155H9V156H7V157H9V161H7L6 162V159L4 158V160H3V158H2V160L5 162H3L2 160H0V165L2 166H0L1 167V169H3L2 171H0V206L2 207L3 205L5 206V208L7 209V211L5 212V214H3V213H1L2 212V209L0 208V264H90V262H91V264H94V262L91 260V258L93 259V258H95V257H93V256H97V254L95 253L96 252V250L98 251V250H100V251H98L97 253H99V252H101V254L107 249V245H110L111 243H113V242H111V240L112 241H114L116 238L114 237L115 235H113V233L117 230V229H119V228H117L116 229V227H119V226H121L122 224H126L125 223V221H128L129 220V218H130V216H132V217H135L134 216V214H136V216L137 215H139V213H141L140 211L141 210H139V212H138V210H136V209H139L140 207H142L143 206V208L144 207H151L152 208V204L154 203V204H157V205H155L156 207L158 206V204L160 205V207H161V209H162V211L163 210H165V209H170L169 207H173V204L170 202V201H168L169 199H166V197H163V198H159V200L158 199H155L154 197L152 198V199H150V198H146V195H144V194H142V196L140 195L139 196V193L138 194H132V195H129V194H127L126 193V188H125V195H123V194H121L120 193V196L121 197H119V196H117L118 198H116V196H113V199H110L111 197V195L109 196L107 193L109 192V189L107 190L108 192H105L106 194H107V196L109 197V199H105V197L103 196V195H106V194H103L102 195V197H104V199L101 197V193H100V197H99V200H98V197H96V199H97V201L95 200L94 202H91V205L89 206V208H90V210H91V213H92V217H93V219H94V221L96 222V227H94L93 229H89V227L88 226H90V225H88V224H90V222L87 220V217L85 218V216L82 218V216H80L81 214H79L80 212H82V211H80L79 213H78V215L80 216V221H81V223H80V221L78 222L79 224H80V226L82 225V228H79V229H77V228H75L74 226H71L70 224H72L73 223V221H71V219L72 218H70V217H68V216H66L67 218H68V220L65 218V216H63L62 218H65V223L63 222V219H60L59 221H57L58 223V226H61L60 228H58V226L56 225V220H57V218H59V217H57L56 219H55V224L53 223V219L52 218H48V219H50V220H52V224H54V225H56L57 226V230H56V232L58 233V238H57V236H55L53 233H55V231L53 232L52 231V229L55 227H53L52 229H51V225L50 224H48V226H50V227H48L47 228V230H48V232H49V228H50V230L52 231V233H51V231H50V235H48V237L46 236V234H45V236H43V237H41V233H43L41 230H40V234H39V232H37L40 236H38V234H35L34 233V231H32L33 233H34V235H37V236H30L31 234H30V232L29 231H31V229H29L30 227H34L35 226V223H34V225H32L33 224V221H32V224H30L29 225V223L28 224H26V222H25V224L23 223V221H21V220H19V217L17 216V214L20 212L19 211V208H20V206H22V205H24V203H30V200H31V202H32V206H31V208L30 209H35L34 211H35V213H37V215L36 216H38L36 219L37 220H41V218H46L47 217V215H49V210L51 211V209H50V206L52 205L53 206V204H54V201H58V199L57 198H55V195H53L52 197H54L55 199H57V200H53V201H51V200H49L50 199V197H49V195L47 196V197H49V198H46L45 196L47 195L46 193L48 192V190H51V191H55L54 193H57L56 191H58V190H56V188H55V186H56V184L58 183V181H60V180H64V179H67V180H69V179H72V177L74 176V178H73V180L75 179V178H77L78 176H79V180H80V182L79 183H90V180L91 181H93L94 182V180H92L91 178H89V177H93V175L92 176H90L91 174H93V171L95 172V170H96V167L94 168V169H91L90 170V168H92L93 166H92V164H93V160L90 158V157H87V156H85L86 154H85V151H84V156L85 157H87V158H85V157H83L81 154H82V152H83V148L86 146V144H85V141H88L89 139H91L90 141H91V143L94 141V139H96V137L93 139V137H94V135L97 133V134H104V133H106L108 130L110 131H114L111 127H113L114 125H116L117 124V126H119V124H120V121L122 122L121 123V125L120 126H122V124H123V126H124V124H127L128 123V120H130L131 118H132V120H130V123H131V121H133V119H137L136 117H140L139 116V113H141V112H143V110L144 109H147L148 107H150V106H152V104H153V101H154V99L155 98H153L152 99V97H154L153 95H151V97L150 96H148L147 97V99H148V101H145V99L144 100H142L143 98H141V97H138V100L139 101H136L137 100V95H138V92L139 91H136V90H141L142 88H143V90H144V86L147 88V74H148V70L146 69V71L143 69V65H145V64H148V55H147V53H148V51H147V53L144 51V49H143V51H141V43L139 42V41H137L136 39H134V40H132L131 38H120ZM136 40V41H135ZM25 41H27V40H25ZM38 41H36V42H38ZM44 41V40H43ZM43 41H42V43H43ZM65 41H66V39H65ZM64 41V42H65ZM23 42V41H22ZM20 43L18 46H20L21 48H22V46L24 45V44H26L25 42H23V43ZM30 42H31V40H30ZM30 42H29V44H30ZM35 42V41H34ZM40 42V41H39ZM92 42V40H90V42H89V44ZM97 42V41H96ZM107 42V41H106ZM14 43H16V41H14ZM13 43V44H14ZM28 44V43H27ZM38 44H40V43H38ZM37 44V45H38ZM45 44H48V42L46 41V43ZM52 44H53V42H52ZM63 44V43H62ZM83 44H85V43H83ZM87 44V43H86ZM105 44V43H104ZM107 44V43H106ZM113 44V43H112ZM177 44V43H176ZM36 45V44H35ZM95 45H96V47H95ZM91 44V45H89L91 48H93V50H94V52L96 51V49H97V47H98V45L97 44ZM100 45V44H99ZM118 45H119V48H118ZM25 46H28V45H25ZM43 46H44V44H43ZM88 45H87V47H88V49L90 48ZM115 46V47H116ZM177 46V45H176ZM11 47V48H10ZM18 48V50L17 51H19V49L22 51V52H25V53H22V54H26V52L27 53H29L27 50H28V48H27V50H25V48H24V46H23V48L21 49V48ZM38 47V46H37ZM85 47V46H84ZM101 47V46H100ZM114 47V46H113ZM17 48V47H16ZM34 48V47H33ZM41 48V47H40ZM40 48H37V50H40ZM48 48V47H47ZM83 48V47H82ZM90 48V50L93 52V50ZM99 48V47H98ZM102 48V47H101ZM7 49H8V52H7ZM23 49H24V51H23ZM49 49V48H48ZM102 49H104V48H102ZM102 49L100 50V53H101V51H102ZM14 50V49H13ZM41 50H43L44 51V49L42 48ZM47 50V49H46ZM67 50V49H66ZM81 50H84V48L83 49H81ZM80 50V51H81ZM105 50H106V48H105ZM104 50V51H105ZM21 51H19L20 53H21ZM85 51V50H84ZM84 51L82 52V54L84 55L85 53H84ZM91 51H89L90 52V54H89V52H88V50H87V52H88V54L91 56L92 54H94V53H92ZM176 51V50H175ZM174 51V52H175ZM64 52H67V51H64ZM110 52V51H109ZM114 52V51H113ZM146 54H145V53ZM177 52H178V50H177ZM11 53V52H10ZM14 53V52H13ZM19 53V54H20ZM38 53V54H37ZM39 53H40V51H37L36 52V54L35 55H39ZM92 53V54H91ZM99 53V54H100ZM103 53V52H102ZM114 53V54H115ZM144 53V54H143ZM18 54V53H17ZM16 54V55H17ZM68 54V53H67ZM66 53H65V55H67ZM105 54H106V51H105ZM105 54H104V56H105ZM15 55V57H16V60H17V56ZM96 55V54H95ZM109 55V54H108ZM152 55V54H151ZM11 56V55H10ZM23 56V55H22ZM27 56H28V54H27ZM26 56V57H27ZM88 56V55H87ZM94 55H92V57H93ZM101 56V55H100ZM114 56V55H113ZM8 57V56H7ZM6 57V58H7ZM85 57H86V55H85ZM89 57V56H88ZM98 57V56H97ZM102 57V56H101ZM100 57V58H101ZM112 57V56H111ZM9 58V60H10V57H8ZM12 58H14V57H12ZM12 58H11V60H12ZM21 58V57H20ZM22 58H25V56L24 57H22ZM41 58V57H40ZM76 58H77V56H76ZM75 58V59H76ZM81 58V57H80ZM3 60H6V59H4V58H2ZM74 59V60H75ZM79 59V58H78ZM81 59H83V58H81ZM86 59V58H85ZM85 59H83V61H85L86 62V67L85 66H83L86 70H88L89 68H90V66H88V64H87V60H85ZM103 57L101 58V60L99 61L100 63H101V61H102V63H104L105 62V60H104V62H103ZM108 59V58H107ZM112 59V58H111ZM114 59H115V57H114ZM149 59H151V56L149 57ZM2 60V61H3ZM77 60V59H76ZM96 60V59H95ZM99 60V59H98ZM98 60H97V64L99 63L98 62ZM78 61H80V60H78ZM111 61V60H110ZM0 62H1V60H0ZM9 62V61H8ZM18 62V61H17ZM108 62H109V60H108ZM112 62V61H111ZM117 62V61H116ZM149 62H150V60H149ZM2 63V62H1ZM5 63H7V62H5ZM5 63L4 64H0V99H2V101H4V99H6L7 98V94H5L4 93V89H3V86H4V81H5V78L7 77V73L9 74V72L8 71H10L9 70V67H7L6 65H5ZM11 63V62H10ZM15 63V62H14ZM75 63H77V61L75 62ZM81 63H83L84 64V62H81ZM88 63H90V61H88ZM182 63V62H181ZM9 64V63H8ZM13 63H11L10 65H12ZM108 64V63H107ZM114 64V63H113ZM116 64V63H115ZM120 64V63H119ZM151 64V63H150ZM75 65V64H74ZM121 65V64H120ZM182 65H183V63H182ZM15 66V65H14ZM18 66V65H17ZM17 66H15V67H17ZM99 66V65H98ZM101 66V65H100ZM105 67V65H103L102 64V67ZM109 66V65H108ZM180 66V65H179ZM184 66V65H183ZM11 67V66H10ZM15 67H13V68H15ZM95 67V66H94ZM101 67V68H102ZM103 67V68H104ZM114 67V66H113ZM99 68V67H98ZM106 68H107V66H106ZM19 69V68H18ZM17 69V70H18ZM76 69V68H75ZM85 69H83V70H79V72L80 71H82V74H83V71L85 70ZM108 69V68H107ZM106 69V70H107ZM184 69V68H183ZM12 70V69H11ZM17 70H14V72H16ZM29 70V69H28ZM68 70H69V68H68ZM72 70V69H71ZM85 70V71H86ZM104 69H102V71H103ZM23 71V70H22ZM58 71H60V70H58ZM70 71V70H69ZM72 71H74V68H73V70ZM100 71V70H99ZM107 71H109V70H107ZM18 72V71H17ZM37 72V73H36ZM79 72H77V70H76V73H79ZM29 73V72H28ZM52 74L54 73V72H51ZM68 72H66V74H67ZM70 73V72H69ZM87 73H89V72H87ZM14 74V73H13ZM42 74V75H41ZM45 74H47V76H49L48 75V73H46L45 72ZM90 74V73H89ZM88 74V75H89ZM94 74H97V75H99L98 74V72H94ZM94 74H93V79H94ZM123 74H124V71H123V73L121 74L122 76H123ZM226 74V73H225ZM16 75H18V74H15L14 76H16ZM33 75V76H34ZM90 75H92V74H90ZM20 76V75H19ZM46 76V75H45ZM44 76V77H45ZM53 76H55V73H54V75ZM64 76H67V75H64ZM77 77L79 76V75H76ZM120 76V75H119ZM118 76V77H119ZM264 76V75H263ZM79 77H82V76H79ZM117 77V78H118ZM124 77V76H123ZM122 77V78H123ZM224 77H225V75H224ZM223 77V78H224ZM253 77H255V76H250V78H249V80H251V78H252V80L251 81H247L246 83H245V81H244V83H242V82H239L238 84H235V82H233L234 81V79H233V81H231V83L233 82L235 85H237V86H239L240 85V83H242V84H244L243 86L242 85H240V88H236V90H237V92H235V91H233V92H235L234 94H232V93H230V94H228L227 95V99L230 101V99L232 98V96L231 95H233V100L231 99V103H230V106L227 104V103H229V102H226V104L229 106V108H228V106L225 108V109H227V110H223L221 107V110H223V113L224 112H226V111H228V109H230L229 111V113H227L226 112V114L225 115H230L231 117V119L230 118H228L229 116H223V115H221L220 113H218L219 115H221V116H219V118H223V117H227L228 119H230L231 120V122L233 121L238 127H240L241 128V131L242 130H244V131H246L247 133H248V137H241L240 135L242 134V132H244V131H242L241 132V134H239L240 132H238V130H235L236 131V133H238V134H235L232 130H230L231 131V133H232V137L230 136V132H228L227 134H229V138H226V136H225V138L226 139H228L226 142H224V143H226L225 144V148L227 147H229L228 149L226 148H224L223 149V146L222 147H220L219 146V149L222 151V152H225V150L226 151H228L227 153L228 154H230V152L232 153H234L235 155L231 158L232 159V163H229L228 162V164H233V165H231L232 166V168H229V167H231V166H228L227 165V163H226V165L228 166H226L227 168H229V170H231V172H233L234 174H233V176H231L230 175V177H233L234 178V176H236L235 178L236 179H243L244 180V182L246 181L247 182V185L245 186V184H243L242 186H245V188H242V186H241V189L243 190L244 189V195H246V200H247V198H248V201H247V203L248 204H246V206L248 205V206H250V209H251V211L254 213V214H257V215H263L264 216V151L262 152H260V151H252L253 152V154L251 155L250 153H247V154H250L251 156H248V155H246L245 154V151H247L248 149H251L250 148V145H252V148L254 147L253 145V140H255V139H258L259 140V142L260 143H262V145L264 146V98H262V96L261 95H263L262 93H263V91H264V80L262 79L261 80V83H262V87L261 88H259L258 86L257 87H255L256 86V84H257V80H258V77H255L254 79H253ZM49 79H50V77H48ZM65 78H67V77H65ZM85 78H89V76H87V74H86V77ZM226 78H227V76H226ZM8 79V78H7ZM12 79L14 80V78L12 77ZM18 79V78H17ZM44 79V78H43ZM45 79H47V78H45ZM52 79V78H51ZM82 79V78H81ZM80 79V80H81ZM84 79V78H83ZM90 79H92V78H90ZM119 79V78H118ZM117 79V80H118ZM121 79V78H120ZM119 79V80H120ZM130 79V80H129ZM10 80H11V78H10ZM34 80V81H33ZM48 80V79H47ZM46 80V81H47ZM79 80V79H78ZM79 80V84L81 83V82H83V81H85L84 83L85 84H87L86 83V80L84 79V80H81L80 81ZM89 80V79H88ZM123 80V79H122ZM121 80V81H122ZM128 80V81H127ZM146 80V81H145ZM45 80H44V82H46ZM49 81V80H48ZM89 81H91V80H89ZM115 81H116V79H115ZM121 81H118V82H121ZM11 82V81H10ZM29 82L27 83L28 85H29ZM65 82H67V83H65ZM19 83H21V82H19ZM18 83V84H19ZM23 83V82H22ZM49 83V82H48ZM62 83V84H63ZM146 83V84H145ZM24 84V85H25ZM45 84V83H44ZM71 84V83H70ZM84 84V85H85ZM89 84H90V82H89ZM116 84V83H115ZM233 84V85H234ZM15 85V84H14ZM21 85V84H20ZM19 85V86H20ZM43 85V84H42ZM83 85V84H82ZM88 85V84H87ZM123 85V84H122ZM232 84H231V87L233 86ZM234 85V86H235ZM5 86H9V85H5ZM19 86H17L18 88H20ZM32 86V87H33ZM58 86H57V88H58ZM70 86V85H69ZM75 86V85H74ZM116 86V85H115ZM245 86V87H244ZM16 87V86H15ZM37 87V88H36ZM49 87V86H48ZM77 87V86H76ZM84 87V86H83ZM89 87V86H88ZM87 87V88H88ZM91 87V86H90ZM122 86L120 85V87L119 88H121ZM134 87V88H133ZM141 87V88H140ZM243 87V88H242ZM6 88H8V87H6ZM24 88V87H23ZM50 88H51V85H50ZM53 88V87H52ZM52 88H51V90H52ZM56 88V86H55V88L53 89V91L54 90H56L57 89ZM69 88V87H68ZM127 88V87H126ZM140 88V89H139ZM145 88V89H146ZM15 89H17V88H15ZM14 89V90H15ZM25 89H23V91L25 90ZM33 89V90H32ZM49 89V88H48ZM71 89V88H70ZM76 89V88H75ZM133 89V90H132ZM235 89V88H234ZM9 90H11V87H10V89ZM43 90L45 91V93H47V95L45 96V94H44V92H43ZM65 90V91H64ZM73 90V89H72ZM77 90V89H76ZM117 90V91H118ZM47 91V92H46ZM67 91V92H66ZM74 91V90H73ZM72 91V92H73ZM89 91H90V89H89ZM116 91V90H115ZM134 91V92H133ZM136 91V92H135ZM10 92V91H9ZM75 92V91H74ZM87 92L88 91H86V94H87ZM128 92V93H127ZM132 92V93H131ZM232 92V91H231ZM262 92V93H261ZM12 93V92H11ZM79 93H82V92H80L79 91ZM79 93H77V94H79ZM89 93V92H88ZM112 93H114V92H112ZM127 93V94H126ZM137 93V94H136ZM51 94V95H50ZM53 94H56V99H52L53 98ZM60 94V93H59ZM74 95H75V93H73ZM135 94H136V96H135ZM12 95H14V94H12ZM11 95V96H12ZM21 95V94H20ZM68 95V96H67ZM114 95V94H113ZM230 95V96H229ZM16 96V95H15ZM87 96V95H86ZM88 96H90V95H88ZM17 97V96H16ZM22 97H24L23 95H22ZM21 97V98H22ZM60 97V96H59ZM76 97V96H75ZM115 97H116V95H115ZM133 97H135V99H133L132 100V98ZM150 97V98H149ZM231 97V98H230ZM4 98V99H3ZM9 98H11V97H9ZM19 98V97H18ZM52 100H51V99ZM85 98H87V97H85ZM89 98V97H88ZM87 98V99H88ZM91 98V97H90ZM230 98V99H229ZM12 99H13V97H12ZM50 99V100H49ZM92 99V98H91ZM8 100V99H7ZM11 100V99H10ZM9 100V101H10ZM21 100V101H22ZM48 102H47V101ZM58 100V99H57ZM73 100V99H72ZM77 100V99H76ZM227 100V101H228ZM9 101H7V102H9ZM13 100H11V103H13L12 102ZM17 101H18V99H17ZM17 101H16V103H17ZM49 101H51V102H49ZM85 101L86 102H91V101H89V99H88V101L85 99ZM109 101V100H108ZM130 101H131V103H130ZM133 101V102H132ZM140 101L142 102L143 101V103H141V104H138V103H136V102H139L140 103ZM146 103H145V102ZM45 102H47L48 104H49V106H48V104H47V110H45L44 109V105H45V107H46V104H45ZM110 102V101H109ZM108 102V104H110ZM148 102V103H147ZM10 103V104H11ZM19 103H21V102H19ZM29 103H31V104H29ZM64 103V104H63ZM73 103V102H72ZM72 103H70V104H72ZM92 103H94V102H92ZM145 103V104H144ZM2 104V103H1ZM23 104L24 105H26L25 103H24V101H23ZM74 104V103H73ZM78 104V103H77ZM89 104V103H88ZM88 104H85L86 105V107L88 106ZM144 104V105H143ZM7 105H8V103H7ZM15 105V104H14ZM14 105H13V107H12V109L13 108H15V107H17V106H15L14 107ZM95 105V104H94ZM141 105H142V107H141ZM1 106V105H0ZM30 106V109L28 108ZM67 108H66V107ZM70 106V105H69ZM82 106V105H81ZM84 106V105H83ZM93 105H91V106H89V107H92ZM96 106V105H95ZM94 106V107H95ZM224 106V105H223ZM10 107V108H11ZM24 107V106H23ZM85 107V106H84ZM10 108H9V110H10ZM22 108V107H21ZM76 108V107H75ZM79 108L81 109L82 107H80L79 106ZM88 108V107H87ZM93 108V107H92ZM170 108V107H169ZM6 109H8V107L6 108ZM54 109V110H55ZM72 109V108H71ZM90 109V108H89ZM102 109V110H101ZM168 109V108H167ZM3 110H5V109H3ZM25 110V109H24ZM24 110H22V111H24ZM54 110L52 111L53 113H54ZM73 110V109H72ZM21 111V110H20ZM46 111H47V113L50 115H48L47 113H46ZM51 111V110H50ZM68 111H70V110H68ZM82 110H80V112H81ZM88 110H86V112H87ZM168 111V110H167ZM218 111V110H217ZM56 112H58V114L56 113ZM63 112H67L66 110L65 111H63ZM71 112V111H70ZM220 112V111H219ZM3 113V112H2ZM4 113H6V111L4 112ZM27 113V114H28ZM52 113V114H53ZM81 113H83V112H81ZM144 113V112H143ZM164 113V112H163ZM222 113V112H221ZM1 114V113H0ZM26 114V113H25ZM63 114H65V113H63ZM63 114L61 113V115L60 116H63ZM70 114V113H69ZM138 114V115H137ZM150 114V113H149ZM153 114V113H152ZM155 114V113H154ZM160 114V113H159ZM168 114V113H167ZM6 115V114H5ZM4 115V116H5ZM22 115H23V117H24V114L22 113ZM22 115H21V117H22ZM72 115H74L73 113H72ZM71 115V116H72ZM134 116V118L133 117H131V116ZM135 115H137L136 117H135ZM2 116V115H1ZM7 116V115H6ZM60 116H59V120H60ZM65 116H68L67 115V113L65 114ZM65 116H63V117H65ZM71 116H70V118H71ZM88 116V117H89ZM144 116H145V114H144ZM130 118V119H127V118ZM18 118V117H17ZM27 118V116L25 117V119ZM82 118V119H81ZM163 118H164V116H163ZM169 118V117H168ZM69 119V118H68ZM84 119H86V120H84ZM121 119V120H120ZM127 120V122H125L126 120ZM224 119H226V118H224ZM5 120V119H4ZM19 119H17V121H18ZM50 120H53V118L52 119H50ZM84 120V121H83ZM118 121L119 122V124L116 122V121ZM122 120H124V121H122ZM143 120L146 122L145 123V125H146V127L148 128V130H149V134H154L155 132H153L154 130H156V128H155V126L153 127V120L152 119H150V118H148V119H144L143 118ZM16 121V122H17ZM27 121V120H26ZM49 121V122H48ZM156 121V120H155ZM228 121V120H227ZM48 122V123H47ZM57 122V120L55 119V123ZM60 122V121H59ZM58 122V123H59ZM75 122L76 124H78V125H74L73 123ZM112 122H114V123H112ZM125 122V123H124ZM61 123V124H62ZM161 123V122H160ZM159 123V124H160ZM214 123V122H213ZM213 123H212V125H213ZM52 124H54V125H52ZM234 124V125H235ZM2 125V124H1ZM0 125V126H1ZM30 125V126H29ZM80 125V126H79ZM128 125H129V123H128ZM215 125V128H216V123L214 124ZM224 125V124H223ZM25 126H27V127H25ZM29 126V127H28ZM53 126H54V129H53ZM161 126V125H160ZM220 126H221V124H220ZM55 127H57V129H55ZM125 127H126V125H125ZM125 127H124V129H125ZM128 127V126H127ZM218 127V126H217ZM223 127V126H222ZM225 127V126H224ZM223 127V128H224ZM227 127V126H226ZM58 128H61V130L60 129H58ZM113 128H116V127H113ZM119 128V127H118ZM117 128V129H118ZM122 128V127H121ZM155 128V129H154ZM214 128V127H213ZM230 128H232V127H230ZM229 128V129H230ZM235 128V127H234ZM240 128H239V130H240ZM5 129V128H4ZM3 129V130H4ZM120 129V128H119ZM217 129H219L220 130V128H216V130ZM225 129H227V131H228V128H225ZM3 130H2V132H3ZM9 130V129H8ZM116 130V129H115ZM122 129H120L119 131H121ZM161 130V129H160ZM164 130V129H163ZM215 130V131H216ZM234 130V129H233ZM109 131H108V133H109ZM117 131V130H116ZM115 131V132H116ZM222 131V130H221ZM5 132V131H4ZM118 132V131H117ZM123 132V131H122ZM159 132V131H158ZM217 132V131H216ZM6 133V132H5ZM63 133H66V134H63ZM221 133V132H220ZM219 133V134H220ZM246 133V134H247ZM8 134H10L9 132H8ZM12 134V133H11ZM96 134V135H97ZM107 134V133H106ZM151 134V135H152ZM217 135H218V133H216ZM1 135H4V134H1ZM12 135H14V134H12ZM65 135H67L68 137H66ZM63 136L65 137V139L67 138V141L69 142L68 143V145H67V143H66V146L67 147H65V149H64V147L62 146V145H60V144H64V142L65 141H63V142H60V144H57L62 138H63ZM101 136V135H100ZM163 136H164V134H163ZM219 136V135H218ZM243 136V135H242ZM0 137H2V136H0ZM98 137V136H97ZM108 137V136H107ZM151 136L149 135V138H147V136H145V141H146V144H147V149H149V150H153V149H151V148H153V140H152V137L150 138ZM8 138L9 139H11V140H8ZM220 139L219 140H221L223 137H219ZM224 138V139H225ZM253 138H255V139H253ZM64 139V138H63ZM62 139V140H63ZM92 139H93V141H92ZM98 139V138H97ZM156 140L158 141V142H160V145L163 147V144L165 143V141H166V137H164L163 139H160V136L159 137H156ZM66 141V142H67ZM96 141V140H95ZM222 142H223V140H221ZM255 141H257V140H255ZM0 142V143H1ZM82 142H84V144H85V146L82 144L81 146H79V144H81ZM87 143V146H89L88 145V142H86ZM96 143V142H95ZM100 143V142H99ZM257 143V142H256ZM112 144V143H111ZM220 143L218 142V145H219ZM228 144V145H227ZM92 145V144H91ZM98 145V144H97ZM100 145V144H99ZM114 145V144H113ZM116 145V144H115ZM118 145V144H117ZM120 145V144H119ZM80 148H79V147ZM86 146V147H87ZM93 146V145H92ZM92 146H89L90 147V149L92 148ZM103 146V145H102ZM2 147V146H1ZM0 147V148H1ZM83 147V148H82ZM99 147V146H98ZM117 146H115V148H116ZM262 147V146H261ZM95 148V147H94ZM93 148V149H94ZM113 148V147H112ZM112 148H111V150H112ZM222 148V149H221ZM90 149H87L88 150V153H90V155H91V150ZM100 149V148H99ZM231 149V150H230ZM247 149V150H246ZM264 149V148H263ZM85 150H86V148H85ZM97 150V149H96ZM100 150H102V147H101V149ZM98 151L97 150V155H99L98 154V152H101V151ZM245 150V151H244ZM90 151V152H89ZM103 151H104V149H103ZM108 152H110L109 150H107ZM230 151V152H229ZM94 152H96V151H94ZM86 153H87V151H86ZM232 153V154H233ZM81 155L84 159H91L92 160V164H91V166L92 167H90V165H88V164H86V163H88L89 161L87 160H85V164H86V166H84L83 165V167L81 166V167H78L79 169H76V168H74V164H72V163H74V161H75V155ZM94 154H96V153H94ZM224 154H226V153H224ZM90 155H88V156H90ZM92 155H93V153H92ZM91 155V156H92ZM96 155V156H97ZM80 156V157H81ZM100 156V155H99ZM222 156V155H221ZM226 156V155H225ZM93 157V156H92ZM94 157H95V155H94ZM228 158V161H230L231 159H229V155L227 156ZM162 158V157H161ZM226 158V157H225ZM84 159H83V161H84ZM7 160H8V158H7ZM48 160H50V161H52V162H50V163H52V165L54 166V167H50L48 164H47V162L49 163V161ZM149 160H153V157H151ZM166 160V163L168 164V167H169V173L167 174L168 176L166 177L167 178V180H170V179H173L174 180V182H175V179L173 178V175H172V171H174V172H176V170H177V168H178V165L177 164H175V162L174 161H172L171 159H165ZM77 161H78V158H77ZM82 161V162H83ZM225 161H227V160H225ZM35 162H37L39 165H41V167L42 168H44L45 170H47L46 172H47V174L45 175V174H41L40 172H39V170H38V165H36V163ZM54 162V163H53ZM151 162V161H150ZM78 163V162H77ZM54 164H60L59 166L58 165H54ZM90 164V163H89ZM122 164V163H121ZM126 164V163H125ZM150 164V163H149ZM75 165H76V163H75ZM37 166V167H36ZM40 167V168H41ZM60 167H62L61 169H59ZM125 167V168H124ZM89 168V169H88ZM129 169V168H127V166H123V164H122V166L120 167V173L122 174L124 171H126V170H124V169ZM123 171V172H122ZM87 172V173H86ZM128 172V170L125 172V173H127ZM98 173V172H97ZM97 173L95 172V174H96V176H97ZM124 173V174H125ZM129 173H130V171H129ZM129 173H127V174H129ZM94 174V175H95ZM99 174V173H98ZM120 174V175H121ZM124 174L122 175V176H124ZM43 175H45L44 177H43ZM70 175H72V177H70V178H67L68 176H70ZM75 175H77L76 177H75ZM87 175L89 176V177H87ZM40 176H42V177H40ZM40 177V178H39ZM101 177V176H100ZM128 177V176H127ZM103 178V176L101 177V179ZM104 178H105V175H104ZM77 179V180H78ZM94 179V178H93ZM76 180V179H75ZM74 180V181H75ZM105 180V179H104ZM103 180V181H104ZM231 180H232V178H231ZM238 180H232V181H235V183L238 181ZM54 181H56V184H55V186H54ZM71 181V180H70ZM70 181H69V183L68 184H71L70 183ZM171 181V180H170ZM240 181V180H239ZM238 181V182H239ZM62 182H64V181H62ZM147 182V181H146ZM242 182V181H241ZM243 182V183H244ZM65 183H67V182H65ZM76 183V182H75ZM89 183H88V185L87 186H90L89 185ZM106 183V182H105ZM177 183H178V181H177ZM19 184L20 185H22L23 187H21L22 188V190L23 191H25V195L26 196H24V199H23V196L21 195L20 197L23 199V201L18 197H14L16 194L18 195L20 192H19V190H18V192L19 193H14L13 194V192H15V191H10V189H12L14 186H15V188H20V186H19ZM59 184V183H58ZM62 183H60L59 185H57V186H59L58 188L60 189V187L62 186L61 185ZM67 184V185H68ZM91 184V183H90ZM104 184V182H102V185ZM108 184V183H107ZM17 185V186H16ZM61 185V186H60ZM67 185L65 186V185H63V186H65V187H67ZM76 185V184H75ZM86 185V184H85ZM19 186V187H18ZM63 186L61 187V189L59 190V191H64V190H62L63 189ZM69 186V185H68ZM78 186V185H77ZM82 186H84V185H82ZM236 186H237V183H236ZM64 187V188H65ZM72 187V186H71ZM79 187V186H78ZM81 187V186H80ZM92 187V186H91ZM94 187V186H93ZM114 187V186H113ZM119 187H121L120 189H124V186L122 187V186H119ZM119 187H117V185H116V190H117V188H119ZM237 187H239V186H237ZM52 188L54 189V190H52ZM67 188H69V187H67ZM67 188H66V190H67ZM105 188V187H104ZM240 188V187H239ZM239 188H238V190H239ZM31 189H33V191H34V189H35V191L33 192V191H31ZM71 189V188H70ZM81 189V188H80ZM85 188H83V190H84ZM87 189V188H86ZM92 189V188H91ZM91 189H89V190H91ZM102 189H103V186H102ZM122 189V190H123ZM74 190V189H73ZM98 190H100V188H98ZM115 190V189H114ZM113 190V191H114ZM119 190V189H118ZM128 190V189H127ZM241 190V191H242ZM17 191V190H16ZM47 191V192H46ZM71 191V190H70ZM74 191H76V193H77V190H74ZM95 191V190H94ZM97 191V190H96ZM111 191V190H110ZM120 191V190H119ZM119 191H117V192H119ZM130 191V190H129ZM129 191H127V192H129ZM240 191V190H239ZM240 191V192H241ZM3 192H4V194H3ZM33 192V193H32ZM37 192V193H36ZM44 192H46L44 195L42 194V193H44ZM67 192H69V191H67ZM117 192H115V193H117ZM121 192H123V191H121ZM130 192H132V191H130ZM129 192V193H130ZM70 193V195H71V193H73V192H69ZM69 193L67 194V195H69ZM95 193V192H94ZM104 193V192H103ZM111 193V192H110ZM60 194V193H59ZM75 193H73L72 195H74ZM112 194H113V192H112ZM127 194V195H126ZM131 194V193H130ZM177 194H181L180 192H178ZM13 195V196H12ZM66 195V196H67ZM69 195V196H70ZM123 195V196H122ZM27 197V198H26ZM57 197V196H56ZM62 197H64V196H62ZM71 197V196H70ZM107 197V198H108ZM115 197V198H114ZM13 198H15V199H13ZM25 198L26 199H29V200H26L25 202H24V200H25ZM72 198H74V197H72ZM102 198V199H101ZM158 198V197H157ZM242 198H244V196H242ZM94 200V199H93ZM153 200V201H152ZM245 200V199H244ZM29 201V202H28ZM22 202H24L23 204H22ZM243 202H245V201H243ZM8 206H6L5 204ZM58 204H59V201L57 202ZM89 203V202H88ZM104 203L106 204V205H111L112 206V208L110 209V213H109V208L111 207V206H108V207H106V205H104ZM149 205H148V204ZM25 204V205H26ZM90 204V203H89ZM29 205V204H28ZM30 205H31V203H30ZM55 206V205H54ZM53 206V207H54ZM58 206V205H57ZM62 206V205H61ZM25 207V206H24ZM27 207V206H26ZM76 207V206H75ZM78 207V206H77ZM105 207V209H107L108 208V211L106 210V213H109V214H106V216L104 217V216H102V212L101 211H103V208ZM156 207H153V208H155L156 209ZM28 208H29V206H28ZM52 208V207H51ZM55 208V207H54ZM53 208V209H54ZM74 208V207H73ZM85 208H86V206H85ZM142 208V209H143ZM30 209H29V213L31 214V212H30ZM149 211L150 210H152V209H149V208H147ZM147 209H145V211H148ZM248 209V208H247ZM62 210V209H61ZM136 210V211H135ZM241 210V209H240ZM25 211H27L28 212V209L26 210L25 209ZM78 211V210H77ZM86 211V210H85ZM143 211V210H142ZM148 211V212H149ZM153 211V210H152ZM152 211H150V213L152 212ZM248 211H250V210H248ZM53 212H54V210H53ZM58 213V211H55V213ZM75 213H76V211H74ZM89 212V211H88ZM134 212H138V214L137 213H134ZM166 211H164V212H161V213H159V214H154V216H153V220L151 221L150 220V224H146V225H144V226H134L133 225V227H131V226H129L130 228L128 229V227L127 228H125V229H128V230H125L126 231V233L124 232V235L126 234V239H125V245H124V243H121L120 245H122L123 247H120V246H115V247H112V249H110V250H106L104 253H106V252H111V250H113V248L115 249V252L113 251L112 253V256H111V254L109 255L110 257H113V260L111 261L113 264H158V263H162V264H164L166 261L170 264V262L168 261V260H166V259H164V262H163V259L161 260V257H162V253L163 254H165V252H169L170 253V255H174V254H172V252H175V250H177V249H179V248H174V249H172L171 250V247L173 248L174 247V244H172L173 242H171L170 243V241H173V240H170V239H172V237L170 238H168L167 236H170V235H174V234H169V233H166V237H163L165 234H163V230L162 229H164L165 227H164V225H166V224H163V222H164V220H167V219H169L170 220V218H171V220H172V217H170V213L167 215V217L168 218H165V214H163V213H165ZM168 212V211H167ZM60 213V212H59ZM62 213V212H61ZM105 213V212H104ZM103 213V214H104ZM134 213V214H133ZM242 213V212H241ZM51 214H52V211H51ZM87 214V213H86ZM250 214H252L251 212H249V215ZM254 214H253V216H254ZM20 215V214H19ZM29 215V214H28ZM33 215V214H32ZM58 214H56V216H57ZM105 215V214H104ZM164 215V216H163ZM23 216V215H22ZM27 216V215H26ZM52 216H54L53 214H52ZM60 216V215H59ZM17 217H18V219H17ZM34 217H35V215H34ZM73 217H75V216H73ZM255 217V216H254ZM54 218V217H53ZM77 218H78V216H77ZM89 218H91V217H89ZM258 218H259V216H258ZM17 219V220H16ZM20 219H22V218H20ZM70 219V220H69ZM74 219V218H73ZM128 219V220H127ZM131 219V218H130ZM19 220V221H18ZM31 220V219H30ZM47 220V219H46ZM50 220H49V222H50ZM76 220V219H75ZM14 221L16 222V223H14ZM27 221V220H26ZM28 221H29V219H28ZM45 221V220H44ZM43 221V222H44ZM63 222L62 224H60L59 225V223L60 222ZM72 222V223H70L69 224V222ZM173 221V220H172ZM247 221V220H246ZM260 221V220H259ZM17 222H19V223H17ZM22 222V223H21ZM42 222V221H41ZM42 222V223H43ZM89 222V223H88ZM92 222V221H91ZM45 223V222H44ZM47 223V222H46ZM45 223V224H46ZM76 223V222H75ZM173 223H175V222H173ZM172 223V224H173ZM37 225H39V224H41V223H36ZM44 224V225H45ZM169 224H170V222H169ZM169 224H167L166 226L168 227V225ZM250 224V223H249ZM28 225V226H27ZM42 225V224H41ZM30 226V227H29ZM123 226V225H122ZM121 226V227H122ZM174 226V225H173ZM179 226V225H178ZM250 226V225H249ZM262 226V225H261ZM32 227V228H33ZM36 227V226H35ZM44 227V226H43ZM172 227V226H171ZM170 227V225H169V228H171ZM37 228V227H36ZM56 228V227H55ZM55 228H54V230H55ZM123 228V227H122ZM257 228H260V227H257ZM34 229V228H33ZM46 228H44L43 229V231L45 230ZM39 230V229H38ZM46 230V231H47ZM121 230V229H120ZM124 230V229H123ZM123 230H122V232H123ZM177 230V229H176ZM260 230H262L261 228H260ZM165 231V230H164ZM165 232H168V229L165 231ZM164 232V233H165ZM171 232H173V231H171ZM177 232V231H176ZM117 233V232H116ZM116 233H114V234H116ZM173 233H175V230H174V232ZM49 234V233H48ZM56 234V233H55ZM79 234H80V236H81V234H83L82 235V237L85 235V248H83V246L81 245H79L78 243L79 242H77L79 239ZM181 234V233H180ZM52 235H54V236H52ZM119 235V234H118ZM117 235V236H118ZM255 235V234H254ZM253 236V235H252ZM114 238V240H113V238ZM175 237V236H174ZM173 237V238H174ZM77 238V239H76ZM165 238V239H164ZM180 238V237H179ZM255 238H256V240L258 241V244H260V246H261V248L263 249V251H264V232L263 233H261V234H259V235H255ZM253 239H254V237H253ZM77 240V241H76ZM251 240H252V238H251ZM255 240V239H254ZM82 241V240H81ZM148 241H152L153 242V245H152V247H151V249H149L148 250V252L145 250V253L144 252H141L142 251V247H141V245L143 244V242L145 243V242H148ZM253 242V241H252ZM256 242V241H255ZM170 243V245H167V244H169ZM117 244V243H116ZM146 244V243H145ZM152 244V243H151ZM163 244V245H162ZM165 244V245H164ZM112 245V244H111ZM110 245V246H111ZM158 245H161V246H165L164 248H161L160 246H158ZM109 246V247H110ZM113 246H114V244H113ZM170 246V247H169ZM117 247H119L118 249H117ZM141 247V248H140ZM148 246H146V248H147ZM161 249H160V248ZM86 248H88V249H91L92 251L94 250L95 252H93V253H95V255L93 254L92 255V257H88L89 258V260H88V258H86L87 256L85 255V251H84V249H86ZM111 248V247H110ZM141 250H140V249ZM259 248V247H258ZM102 249H105L104 251L102 250ZM117 249V250H116ZM136 249H139L140 251L138 252V250L136 251ZM41 250V251H40ZM169 250V251H168ZM181 250V249H180ZM259 250V249H258ZM103 251V252H102ZM143 251H144V249H143ZM87 252H89V251H87ZM91 252V251H90ZM146 252H147V254H146ZM177 252V251H176ZM263 253V252H262ZM108 254V253H107ZM143 254H145V256L143 255ZM186 254V253H185ZM88 255V254H87ZM103 255V254H102ZM102 255H100L101 257H102ZM176 255V254H175ZM86 256V257H85ZM100 256H97V258L96 259H98V257L99 258H101ZM108 256V255H107ZM103 257V258H105L106 260L109 258V256L108 257ZM183 256V255H182ZM142 257H143V259H142ZM178 258V255H176V258H175V260ZM96 259H95V261H96ZM102 259V258H101ZM168 259V258H167ZM106 260H104V261H106ZM175 260H173V261H175ZM88 261H89V263H88ZM159 261H161V262H159ZM172 261V263H174ZM166 262V263H167ZM175 262H177V261H175ZM179 262V261H178ZM104 263V262H103ZM102 263V264H103ZM105 263H107V261L105 262ZM104 263V264H105ZM187 263V262H186ZM109 264V263H108ZM188 264V263H187Z\"/></svg>",
	"mask_w": 264,
	"mask_h": 264
}]
</instances>
